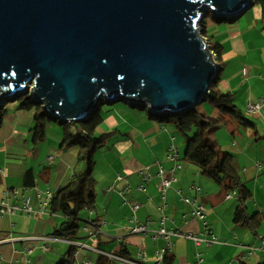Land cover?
Segmentation results:
<instances>
[{"label": "crops", "instance_id": "crops-1", "mask_svg": "<svg viewBox=\"0 0 264 264\" xmlns=\"http://www.w3.org/2000/svg\"><path fill=\"white\" fill-rule=\"evenodd\" d=\"M251 8L253 12L247 13ZM249 9L238 19L216 21L211 37L222 48L216 90L231 92L251 123L246 125L232 115L222 114L208 101L202 109L206 115L221 119L210 135L222 150L233 155V167L251 191L243 206L250 216L257 218L256 228L249 222L235 221L241 205L236 191L228 197L232 189L218 184L204 175L198 165L184 159L185 141L173 125L151 118L148 110L139 106L109 102L106 108L101 106L103 121L95 134L111 131L116 134L94 156L96 208L85 209L80 214L88 220L80 239L86 246L76 248L74 264L85 260L101 264L102 256L111 264H125L110 260L98 250L134 260L143 255L146 264L264 263L261 249L264 242V110L260 113L246 110L247 103L264 99V7L253 2ZM18 104L16 100L4 104L6 113L0 126V205L21 206L23 199L29 197L35 213L17 208L13 212L5 209L0 215V264H57L71 247L62 240L65 237L54 235L66 217L52 212L49 206L39 211L46 191L56 192L68 185L85 167L78 146L63 143L66 135L77 136L79 125L50 120L45 141L36 143L31 131L33 112ZM172 147L176 148L183 167L177 170L178 180L167 190L164 199L157 172L160 165L167 169L173 166L168 159ZM141 171L154 175L145 182L146 191L139 188L143 182ZM120 174L122 179H118ZM192 185L201 189L192 190ZM180 190L206 204L205 221L212 230L207 237L218 238L220 243L205 238L197 243L184 236L156 238L131 232L138 222H149L154 229L164 225L184 234L205 237V221L192 214V207L182 199ZM134 203H141V208L135 211ZM85 225L96 234L86 235ZM32 236L47 238H29ZM249 246L259 249L250 253ZM159 252H164L161 260L156 258Z\"/></svg>", "mask_w": 264, "mask_h": 264}, {"label": "water", "instance_id": "water-1", "mask_svg": "<svg viewBox=\"0 0 264 264\" xmlns=\"http://www.w3.org/2000/svg\"><path fill=\"white\" fill-rule=\"evenodd\" d=\"M254 0H0V108L21 92L59 120L102 99L181 114L220 71L204 11L235 17Z\"/></svg>", "mask_w": 264, "mask_h": 264}, {"label": "trees", "instance_id": "trees-1", "mask_svg": "<svg viewBox=\"0 0 264 264\" xmlns=\"http://www.w3.org/2000/svg\"><path fill=\"white\" fill-rule=\"evenodd\" d=\"M254 3L261 4V6L264 7V0H254ZM214 17L215 20L219 22L225 20L232 21L239 18V16L230 18L215 15ZM203 31L205 34L206 30L204 29ZM208 40L211 49L219 62L222 53L221 44L214 41L212 37ZM218 75L210 86L205 99L197 106L186 110L181 114H173L169 112L155 113L148 110L147 105L145 104L133 102H130L129 104L147 109L151 118L164 124L173 125L176 131L184 138L186 143L184 159L198 165L204 175L211 177L218 184L224 185L229 190L232 189L230 193L236 191L241 205L236 211L235 221L237 223L249 222L253 228H256L258 223L255 219L257 218L250 216L243 206L244 202L251 196V191L241 180L239 173L233 167V155L228 151L222 150L210 135V132L220 125L221 119L213 115H206L204 109H202L203 103L208 101L215 108H218L222 114L232 115L241 120L242 123H246V125L251 123L250 120L244 116L231 92L223 93L216 90L215 82L218 79ZM12 100L18 101V106L20 108L33 112V126L31 131L36 143L45 141L47 137L46 130L50 120L56 119L62 124L68 123L67 121L59 120L49 114L43 108L42 103L32 98L29 92H21L13 98H10L7 102ZM109 102L117 101L106 100L103 98L99 105L86 119L72 121L71 123L79 125V132L75 138L68 134L63 140V143H68L67 145L74 144L78 146L79 157L80 160L85 163V167L83 171L75 175L68 185L54 192V195L49 202V209L52 212L61 213L66 217V221L55 231L54 235L75 240L82 239V227L88 222V220L81 218L80 214L85 211V209L96 208L95 187L97 180L93 174V165L95 163L94 156L96 152L104 147L116 134V132L113 131L102 135L95 134L96 128L103 121L101 106L103 103ZM5 113L6 109H4L3 105L0 108V126ZM75 252L76 247L71 245L69 251L57 264H74ZM102 257L101 264H111L107 262V258L105 259L104 256Z\"/></svg>", "mask_w": 264, "mask_h": 264}, {"label": "built area", "instance_id": "built-area-1", "mask_svg": "<svg viewBox=\"0 0 264 264\" xmlns=\"http://www.w3.org/2000/svg\"><path fill=\"white\" fill-rule=\"evenodd\" d=\"M246 110L250 113H260L264 110V99L258 100V101H251L249 103H247L246 105ZM50 159H53V156L50 157ZM168 159L170 161H172L174 164L170 169L165 168L164 166L160 165V168L157 172V176L159 177V185H160V192L162 197L165 199L166 197V193L167 190L172 186V184L177 181V176H176V172L177 170L182 169L183 165L182 163L179 161V155L178 152L176 150V148L172 147L170 149L169 155H168ZM140 175L142 177L143 182L140 184L139 188L143 191H146V185L145 182L151 180L153 178V174L150 171H141ZM123 175H119L118 179H122ZM192 190H197L199 191L201 189V187H199L198 185H192L191 186ZM179 193L182 196V199L189 205H191L192 207V214L196 217L199 218L201 220L206 219V211H207V207L206 204L200 200H198V198L192 196V195H185L183 194V192L180 190ZM233 193V192H232ZM232 193L228 194V197L232 196ZM236 193V192H234ZM54 192L51 190L46 191L45 196L43 198L42 201V209H40L39 212H43L45 211L48 206H49V202L51 200V198L53 197ZM142 204L141 203H134L133 204V209L135 211L139 210L141 208ZM21 209L23 212L25 213H35V211L33 210L31 203H30V198L29 197H25L22 201L21 206H14V207H5L4 203L2 204V206L0 205V213H4L6 212L5 209H7L10 212H13L15 209ZM161 209H164L163 206H161ZM165 217L162 218L161 223L163 224ZM205 228H206V236L205 237H199L197 235H194L192 233L189 234H184L181 233L179 231L176 230H172V229H167L164 225L161 226L158 229H154L151 228L149 226V222H138L132 229L131 232L133 234H151L156 238H160V237H164V238H170L171 236L177 235V236H184V237H188L190 239H193L195 242L200 243L203 238H205V240L209 241V242H216V243H220L221 241H219L218 238H209L207 237L209 234H212V230L210 229L209 224L205 221ZM84 232L86 233V235H95L96 231L93 230L92 228H90L89 226L85 225L84 226ZM32 239H45L47 237H42V236H32L29 237ZM61 238V237H59ZM58 238V239H59ZM62 240L70 243L71 245L75 246L76 248L79 247H85L86 243L82 242L80 240H75V239H71V238H63ZM250 247V253H252V251H255L259 248H256L254 246H249ZM44 248H46V246H44ZM261 249L264 250V242H263V246L261 247ZM97 250V249H95ZM78 251V250H77ZM76 251V252H77ZM100 251L102 254L106 255L110 260H115L118 262H122L125 264H146L144 258L142 257L143 255H140L139 259H131L128 258L126 256L120 255V254H116V253H111V252H106L104 250H98ZM164 256V252L163 253H158L157 255V260H161ZM200 262H203V259L200 258ZM81 264H91L90 260H85L83 262H81Z\"/></svg>", "mask_w": 264, "mask_h": 264}, {"label": "rangeland", "instance_id": "rangeland-1", "mask_svg": "<svg viewBox=\"0 0 264 264\" xmlns=\"http://www.w3.org/2000/svg\"><path fill=\"white\" fill-rule=\"evenodd\" d=\"M253 12V8H251V9H249L248 10V12L247 13H252ZM204 13V15H205V19L202 21V25H201V29H202V31H201V33H203L204 34V29L206 30V33L204 34V36L205 35H207V36H205L206 38H207V40L212 36V34H213V30H214V28L217 26V22H216V20H215V17H214V14H213V12L211 11L210 12V10H209V12H208V10L207 11H204L203 12ZM209 41V40H208ZM216 57V56H215ZM216 61L218 62V60L216 59ZM219 63V62H218ZM120 102H123V103H125V101L124 100H122V101H120ZM102 107H107V103H105V104H103L102 105ZM181 138V137H180ZM221 139V138H220ZM181 140V139H180ZM222 140V139H221ZM222 142H223V140H222ZM225 143V142H224ZM183 145H184V150H183V152H185V147H186V143H183ZM182 145V146H183ZM84 218V217H83Z\"/></svg>", "mask_w": 264, "mask_h": 264}]
</instances>
